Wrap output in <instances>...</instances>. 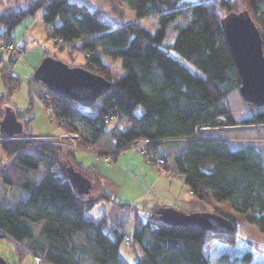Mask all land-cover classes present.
<instances>
[{
  "label": "trees",
  "instance_id": "1",
  "mask_svg": "<svg viewBox=\"0 0 264 264\" xmlns=\"http://www.w3.org/2000/svg\"><path fill=\"white\" fill-rule=\"evenodd\" d=\"M122 1L136 18L155 15L156 28L152 31L133 20L111 25L87 4L73 0H30L24 8L1 12L0 22L8 33L6 41L13 42V28L25 16L41 11L43 22L51 25V37L73 48L81 41L83 61L75 65L110 82L108 91L89 106L58 96L42 83L44 98L53 105L55 117L67 130L78 132L79 146L111 148L114 157L143 138L151 141L158 155L161 143L180 142V150L174 152V170L196 198L202 202L230 200L235 212L264 232V166L254 155L257 149L251 144L232 147L222 135L237 124L264 126V106L248 103L253 107L251 116L240 122L234 118L227 95L239 88L240 77L221 26L222 16L246 9L261 33L264 52V0ZM181 13L188 17L184 22L177 21ZM170 25L176 30L175 37L172 43H164ZM170 48L197 71L171 56ZM101 54L120 59L121 77L113 80V70ZM5 69L9 67L2 66L1 77L9 92L17 77L4 73ZM15 113L18 118L19 112ZM107 116L111 119L105 122ZM75 119L86 125V134L72 125ZM202 127L219 130L203 131ZM31 134L24 130L8 137L0 131L4 153L0 165L20 151L0 167V183L26 192L13 205L0 201V238L17 241L19 254L28 252L51 264H210L204 253L208 242L216 239L235 244L236 228L232 233H217L171 225L163 222L158 212H151L146 219L135 218L129 238L139 245L140 252L127 262L119 250L127 235L122 223L105 230L104 218L94 222L84 215L97 200L114 199L93 178L92 192L78 193L67 173H58L73 166L87 176L72 150L29 138ZM56 161L62 164L58 170L52 168ZM39 164L45 172L34 180L28 170ZM212 211L227 216L235 225L234 215L218 208ZM26 219L42 221L37 235ZM220 258L225 264H249L252 255L247 250L240 256L224 254Z\"/></svg>",
  "mask_w": 264,
  "mask_h": 264
},
{
  "label": "rangeland",
  "instance_id": "2",
  "mask_svg": "<svg viewBox=\"0 0 264 264\" xmlns=\"http://www.w3.org/2000/svg\"><path fill=\"white\" fill-rule=\"evenodd\" d=\"M30 0H0V13L9 9L24 8ZM79 3H85L98 16L110 23L111 25H119L125 21L133 20L147 26L150 30H154L157 26L155 15H149L144 18H136L134 11L122 0H73ZM186 13L178 16V22L187 20ZM51 25L47 26L41 17V11L34 15L25 16L22 21L16 25L11 31L13 42L24 48V54L14 61L12 65H7L8 52H0V120L7 108H12L19 112L17 118L23 123V129L32 133L29 138L42 140V143H50L61 145L67 149H71L75 160L79 166L89 172L96 169L99 179L107 188L108 194L114 200L99 199L94 206L84 212L85 218L97 222L101 218L105 219L104 229L108 230L110 226L118 225L121 222L127 235L129 236L133 230L135 218L146 219L151 212L161 213L163 208L161 200H156L153 188L150 185L152 179L151 172H142L137 169L135 163L129 162L127 157L121 158L120 162L112 167L117 160H112L111 152L108 150L98 149L94 146L81 147L77 143L74 134L69 135L64 124L53 114L54 107L48 103L45 96V89L41 82L31 79L36 65L45 55H55L56 58L73 66L83 61V52L80 49L81 41L77 42V47L66 46L60 40L51 37ZM176 30L170 25L164 37V43H172ZM8 33L5 32V25L0 22V44L7 42ZM100 53V49H97ZM170 55L185 63L192 71H197L195 65L188 60L182 58L174 49L168 50ZM106 64L113 70V80L123 75V69L120 66L118 58H111L105 54H101ZM6 65L9 69H5L4 73L12 74L17 77L15 87L9 92L3 83L1 77L2 66ZM12 82L10 85L12 86ZM40 97L44 99L41 100ZM227 102L236 121H242L246 117H250L253 107L243 100L239 90H233L227 95ZM80 109L85 110L87 108ZM115 119L111 120V124ZM80 133L86 134L87 127L80 120H74L73 124ZM203 131L219 130V128L202 127ZM70 133V132H69ZM230 141L232 147H245L253 145L257 152L254 155L264 166V126L253 124H237L233 127L226 128L222 134ZM162 148L170 150L169 160L174 164V152L180 150L182 146L180 142L161 143ZM135 151L134 149H130ZM128 150V151H130ZM137 151V150H136ZM116 152V151H115ZM139 152V151H138ZM118 153V152H117ZM140 153V152H139ZM116 155V154H115ZM118 155V154H117ZM136 155L137 152H136ZM147 160V163L153 167L155 173L168 176L176 181L182 179L176 175V171L171 169L170 172L165 171V163L156 164L154 158L148 157L140 153ZM139 157V156H138ZM0 158H4V153L0 148ZM143 159V158H142ZM0 165L5 166L9 158ZM62 166L60 161L54 162L53 169L58 170ZM167 168V167H166ZM45 172V167L39 164L38 167L28 170V174L34 180H39ZM68 173V170L62 168L58 173ZM183 183V182H182ZM159 191V187L157 186ZM144 193L143 196L141 194ZM26 192L18 186L0 183V201L5 204L13 205L17 203L20 197H24ZM200 201V200H199ZM122 203L124 205H120ZM202 210L212 211L218 208L226 214H232L236 217L235 228L237 240L235 244L230 245L216 239L211 240L204 246V253L210 264H225L221 260V256L226 254L229 258L240 256L245 251H250L252 259L249 264H264V232H260L254 224L248 223L243 217L235 212L231 206L230 200L214 201L202 203ZM31 225L35 235L38 234L42 221H32L26 219ZM18 242L9 238H0V256L5 259L7 264H34L33 256L30 253L19 254L16 251ZM121 255L127 262H131L137 258L140 247L137 243L121 242L119 247ZM39 264H51L39 261Z\"/></svg>",
  "mask_w": 264,
  "mask_h": 264
},
{
  "label": "water",
  "instance_id": "3",
  "mask_svg": "<svg viewBox=\"0 0 264 264\" xmlns=\"http://www.w3.org/2000/svg\"><path fill=\"white\" fill-rule=\"evenodd\" d=\"M224 37L240 77L239 93L243 100L256 107L264 106V52L261 33L246 9L232 11L221 17ZM33 78L54 94L89 106L110 88V82L80 65L70 66L52 55H45L36 65ZM0 131L8 137L24 132L15 110L7 108L0 120ZM20 152V151H19ZM18 152V153H19ZM18 153L9 158H13ZM71 186L82 194H90L93 185L88 176L66 168ZM160 219L171 225H191L217 233H232L235 225L225 215L214 211L183 212L165 206ZM0 264H7L0 256Z\"/></svg>",
  "mask_w": 264,
  "mask_h": 264
},
{
  "label": "crops",
  "instance_id": "4",
  "mask_svg": "<svg viewBox=\"0 0 264 264\" xmlns=\"http://www.w3.org/2000/svg\"><path fill=\"white\" fill-rule=\"evenodd\" d=\"M102 150H108L109 152H112L113 149L102 148ZM128 150L130 149L119 150L118 153H116V155L112 157V160H117L112 165V167L116 166L120 162V159L122 157L123 158L127 157L129 159L130 164L134 162L135 165H137V169H139L140 171L142 172L145 171L148 174L151 172L152 179L150 181V185L153 188V190H155L154 192L155 199L163 201L162 202L163 207L172 206L177 208L178 210L187 213L195 212V211H205L202 210L203 202L199 201L196 198V196L189 190V188L183 182V180L182 183L181 181H176L175 179H171L168 176H163L158 173H155V171L152 169L153 167L150 165V163H147V160L145 159L144 156L139 155L140 153L136 150L135 151L132 150L128 151ZM158 151L161 155L165 157V166L170 169H174V164H171L169 160L170 150L168 148H160ZM136 152L138 155H136ZM88 177L90 178L91 182H92L91 178L97 180L99 185L102 186L107 191V188L105 187L104 183L101 182V180L99 179V174L96 169L94 170V172H89ZM157 186L160 189L159 191L157 190ZM144 193L145 192H143L141 196H143Z\"/></svg>",
  "mask_w": 264,
  "mask_h": 264
},
{
  "label": "built area",
  "instance_id": "5",
  "mask_svg": "<svg viewBox=\"0 0 264 264\" xmlns=\"http://www.w3.org/2000/svg\"><path fill=\"white\" fill-rule=\"evenodd\" d=\"M58 40L60 39L58 38ZM4 51L8 52V55H9L8 59L6 60L7 65H12L15 60H17L19 57H21L24 54V48L15 42H5V43L0 44V52H4ZM40 98L41 100L43 99V97H40ZM109 119H111V116H107L104 121L107 122ZM67 132L69 135L74 134L76 138L78 137L77 131L68 130ZM151 144L152 143L149 139L143 138L138 141L132 142L126 149H134V150L139 151L142 154H145L148 157L152 156L156 164H159V165L161 164V166H163L165 163V159L161 155H158L156 150L152 148ZM165 171L170 172L171 169L168 167L167 168L165 167ZM176 175L180 177L181 179L183 178V176L177 172H176ZM124 240L126 243H130V238L128 235L124 236ZM33 259H34V264H39V261H40L39 257L34 256Z\"/></svg>",
  "mask_w": 264,
  "mask_h": 264
},
{
  "label": "bare ground",
  "instance_id": "6",
  "mask_svg": "<svg viewBox=\"0 0 264 264\" xmlns=\"http://www.w3.org/2000/svg\"><path fill=\"white\" fill-rule=\"evenodd\" d=\"M225 129V128H224ZM227 140V138H225Z\"/></svg>",
  "mask_w": 264,
  "mask_h": 264
}]
</instances>
